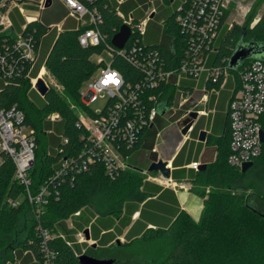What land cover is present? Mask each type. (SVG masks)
Returning <instances> with one entry per match:
<instances>
[{
    "label": "trees",
    "instance_id": "trees-1",
    "mask_svg": "<svg viewBox=\"0 0 264 264\" xmlns=\"http://www.w3.org/2000/svg\"><path fill=\"white\" fill-rule=\"evenodd\" d=\"M162 1L166 4L170 2ZM86 3L96 7L101 14L99 27L105 36L101 44L81 45L78 36L86 26H75L69 19L61 30L53 29L42 43L41 58L45 61L46 71L58 81L62 91L50 84L44 104L39 105L32 100L29 97L32 85L30 76L26 75V63L21 74L10 77L4 83L0 82V108L8 109L16 105L23 109L26 123L35 130V163L29 172L34 188L54 174L65 159L70 163L66 174L59 176L49 188L51 195L47 210L49 208L50 221H47L46 215L43 218L44 225L54 234L48 243L56 251L57 263L79 264L74 249L82 252L86 244L77 243L75 236L78 230L90 226L98 248L89 246L86 253L96 257L113 256L110 253L113 249H124L129 254L138 244L152 241L160 248V255L155 261L144 264H264V143L261 155L254 159V164L246 172L232 167L227 160L231 139L229 118L219 143L217 159L208 164L206 169L196 171L195 183L200 187H213L208 194L205 190L198 191L204 197V207L198 221L185 210L175 207L177 201L172 189L146 179V176L132 172L129 168L120 169L111 177L102 161L89 164L86 170L80 171L70 166L74 160L82 161L85 158L83 152L90 142L88 130L80 123L79 114L72 108L71 101H76L80 109L92 116L98 114L82 102L80 88L99 65L94 54L100 53L110 44L112 36L123 24L118 11L133 12L131 27L134 32L127 47L133 40H138L144 48L160 51L167 58L168 66H171L175 62L172 51L176 48L179 53L182 43L179 26L175 23L176 10L166 17L154 15L147 23L146 33L141 36L136 28L145 16L134 14L135 0H124L122 3L117 0H96L92 4ZM66 14V9L55 0L51 7L44 10L40 19L28 22L23 31L32 34L33 39L39 42L49 26L60 22ZM17 17L13 19L16 28L26 23L20 16ZM253 17L254 12L251 14ZM162 19L163 24H160ZM243 33L245 41L264 43V12L252 26L248 23L240 29L223 25L215 42V63H228ZM163 34L174 37V46L159 41ZM14 41L10 30L0 32V49L13 50ZM112 51L111 65L121 71L126 83H134L143 76L142 71L119 50ZM231 74L237 82V71L232 70ZM31 77L35 76L31 74ZM216 85L219 86V83ZM175 89L172 85L166 88L169 96L167 105L176 97ZM31 112L40 121L39 124ZM53 114L58 117L54 120L51 117L45 119ZM160 120L158 117L157 125ZM262 123L264 130V116ZM158 133L154 124L146 128L133 147H123L124 156L128 154L132 157L145 144L154 143V139L156 146ZM43 138L47 139L48 145L50 143L46 150L39 148ZM40 156L43 166L39 161ZM1 158L0 230L10 234L18 224L23 207H31L24 197V187L14 178L12 158L5 153L1 154ZM177 158L173 161L175 166ZM72 165L75 167V164ZM180 195L185 200V193L180 192ZM17 200L19 202L15 204ZM78 211L80 214L75 215ZM137 212L139 215L133 220ZM70 218L73 226L68 223ZM32 228V232L21 242L19 253L22 256L23 251L27 250L22 260L26 264H39L42 251L36 231ZM126 228L128 230L125 232ZM103 229L106 231L102 232ZM123 234L127 242L115 243ZM74 241L72 245L68 243Z\"/></svg>",
    "mask_w": 264,
    "mask_h": 264
},
{
    "label": "built area",
    "instance_id": "built-area-1",
    "mask_svg": "<svg viewBox=\"0 0 264 264\" xmlns=\"http://www.w3.org/2000/svg\"><path fill=\"white\" fill-rule=\"evenodd\" d=\"M61 1L68 7L69 14L78 20L79 26H86L78 36L81 45L96 46L105 40L99 27L101 21L99 10L86 3L92 4L96 0ZM117 1L122 3L124 0ZM45 2L46 0L39 1L40 10L45 7ZM230 2L231 0H182L180 2L175 12V23L179 26L182 43L179 53L176 52V48L172 51L174 65L172 62V65L168 66L167 58L160 51L144 48L145 46L139 45L138 40H133L127 47L128 40L122 49L115 48L111 42L108 44L107 48L111 50L112 55L113 49L119 50L142 71L143 76L134 83H126L120 70L111 64H106L102 74L90 82L88 92L81 93L82 102L89 107L91 102L101 94H107L108 100L102 109L96 111L98 112L96 115L92 116L82 109L78 111L80 123L88 130L90 142L83 152L86 155L85 158L82 161L74 160L72 163L75 167L71 163L72 168L78 171L86 170L89 164L102 161L107 174L112 177L118 170L126 169L122 161L130 158V155L124 156L122 152L124 146L128 149L133 147L142 132L153 124L157 126V118H161L172 110L176 103L179 108H183L190 101V96L196 90L188 82L190 78L199 80L203 75L205 78L204 85L200 88L202 96L193 107L206 102L209 92L217 91L216 83L221 85L232 71L228 63L217 64L213 60V54L216 52L215 42L221 28L224 24L232 27V24L225 22ZM13 7L18 8L26 21L21 32L14 31L10 17ZM156 12V7L148 12L145 11L146 16L140 20L136 28L141 36L146 33L147 23ZM118 13L123 23L131 27L133 12L126 15L119 10ZM38 19H40V14L27 13L20 0H0V32L10 30L15 39L13 50L0 49V82L4 83L10 77L21 74L27 64L26 75L30 76L32 87L35 88L38 78H43L47 83L45 77L48 72L42 73L45 63L39 67L35 77H31V74L41 54L43 37L57 25H50L47 32L37 42L32 34H26L23 30L28 22ZM131 30L133 34L132 27ZM169 38L174 46V37L169 36ZM95 60L99 64L104 62L103 58H95ZM236 71L239 79L228 104L231 139L227 160L232 167L241 170L244 163L254 161L263 150L264 142L261 139V131L264 116V60H248ZM47 85L50 86L48 83ZM170 85L176 88V97L168 105L166 112L161 114L158 104L160 102L167 104L169 96L166 88ZM152 90L155 92L151 93ZM150 103L152 104L149 106ZM193 107L183 112L178 121L194 110ZM197 112L199 115L206 113L205 110H197ZM57 117V114L51 116L52 119ZM192 125L188 132L192 130ZM34 131V128L26 123V114L23 109L16 105L8 109L0 108V162L2 153L12 158L15 165L14 178L24 187V197L35 215L37 221L35 231L42 251L39 264H58L56 251L48 243L54 234L44 225V222H41V218H43L44 206L51 195L49 188L59 176L66 174L70 163L65 159L54 174L34 188V181L29 173L35 163L36 136ZM190 165L198 170L201 162L194 161ZM160 177L166 179V182H163L162 179L156 178L161 183L171 181V178L165 177L162 173ZM18 202L17 200L14 203ZM79 214L80 211L75 213V215ZM76 242H86L88 245L93 243L91 238L86 237L85 231H79L76 234ZM68 243L72 245L75 241ZM86 250V247L82 248V252L74 249V253L78 257Z\"/></svg>",
    "mask_w": 264,
    "mask_h": 264
},
{
    "label": "rangeland",
    "instance_id": "rangeland-1",
    "mask_svg": "<svg viewBox=\"0 0 264 264\" xmlns=\"http://www.w3.org/2000/svg\"><path fill=\"white\" fill-rule=\"evenodd\" d=\"M182 0H179L181 2ZM136 8L134 9V14L136 16H146L145 11L150 10L153 7H156L160 12H162L163 17L169 12H172V7L168 6L161 0H135ZM177 3V2H173ZM256 11V13H255ZM124 12V11H123ZM144 12V13H143ZM254 12V17L251 18V14ZM264 12V0H231L229 9L226 14L225 22L232 24V26H237L240 29L250 23L252 26ZM126 15H129L130 12H124ZM251 18V19H250ZM95 58H103L104 62H101L94 72L91 74L89 79H87L81 86L80 92L82 94H86L89 89V84L91 81L97 79L103 72L104 66L106 64H111L113 60L112 52L109 48L104 47L100 53L94 54ZM45 61L38 56L34 71L32 72V76L37 75V71H39V67L42 66ZM232 78V76L229 74ZM48 84H51L57 88L58 91H62V86L58 83V81L49 73H47L45 77ZM188 82L196 88L194 93L190 96V101H188L183 108H179L176 103L174 108L168 111L164 116L161 117V122L158 123L157 129L159 130V134H157L156 146L153 150L149 148L142 147L138 151H136L132 157L128 158L127 160L122 161L126 169L130 171L137 172L138 174L146 176V179L152 180L153 182H158L164 186H175V188H179L178 185L169 181V183H161L156 178L162 179L160 177V172H152L149 171L148 168L153 161H157L159 159H163L164 156L168 155L171 156L176 152L175 145L178 143V139L180 135V129L178 126V118L181 116L183 112L192 108L193 105L201 98L202 93L200 92V88H198L197 80L195 78H190ZM199 91V92H197ZM197 92V94H196ZM29 97L34 100L39 105L45 103L46 99L42 96L38 90L32 87V90L29 93ZM108 95L101 94L98 98L91 102L90 107L94 111H98L102 109L105 104L107 103ZM72 106L76 112L80 111L79 106H77L76 101H71ZM198 107L200 108H211V105L200 104ZM194 111V110H192ZM31 115L33 113L31 112ZM35 121L37 120L38 124L40 121L33 115ZM51 115L46 116L45 119H49ZM56 119V118H55ZM52 120V119H50ZM54 120V119H53ZM179 130V132H178ZM50 143L48 145V141L46 138H43L41 143L39 144V148L41 150L48 149ZM159 152V153H158ZM2 159V158H1ZM42 157H39V161L41 165L44 163L42 161ZM43 166V165H42ZM163 180V179H162ZM188 189L195 193H198L199 190H205L206 193L210 191L211 186L200 187L196 182V180L188 179ZM49 208L47 210V204L44 206L43 211V218L46 215L47 221H50L48 218ZM41 218V217H40ZM41 218V222L43 221ZM45 220V219H44ZM36 218L32 211L27 206H24L21 214L19 216L18 224L16 225L15 230L7 234L0 230V264H26L22 259L23 256L26 254V251H23L22 256L19 253L21 250V242L24 241L27 236L32 232V226L35 229L36 226ZM70 226H73L72 218L68 220ZM86 234V233H85ZM76 237V236H75ZM87 237V236H86ZM120 242L125 243L127 242L124 236H120ZM89 239V238H88ZM119 242V243H120ZM116 243V242H115ZM118 243V244H119ZM90 246L93 248H98V244L94 241ZM16 248V249H15ZM160 248L154 242H148L145 244H138L136 248L132 250L131 253L127 254L128 251L124 249H113L110 250L111 255L113 256H106V257H115L118 261L115 264H120L124 262H129L133 264H144L149 263L152 260L155 261V258L159 257L160 255ZM86 253V252H85ZM89 254V253H88ZM131 254L133 256H131ZM91 255V254H90Z\"/></svg>",
    "mask_w": 264,
    "mask_h": 264
},
{
    "label": "crops",
    "instance_id": "crops-1",
    "mask_svg": "<svg viewBox=\"0 0 264 264\" xmlns=\"http://www.w3.org/2000/svg\"><path fill=\"white\" fill-rule=\"evenodd\" d=\"M20 1L22 2V4H24V7L26 8L27 13L34 14V15L40 14V17L43 15L44 10L46 8L51 7L55 2V0H52L50 6H45L42 10H40L38 6L39 2H34L33 0H20ZM56 1H58L66 9L67 14L60 22L53 23L57 25L53 29H57L58 31L61 30V28L63 27L67 19H69V22L71 24H75V26L79 25L78 20L69 14L68 7L61 0H56ZM173 2H177V3L173 4ZM179 4H180L179 0H174V1H170L167 5L172 7L173 11H175ZM156 10L157 12L155 13V15L163 16L162 12H160L157 8ZM17 15L20 16L22 19H24V22H26L24 16L19 12L18 8L13 7L12 10L10 11V17L13 21V26H14L13 19L16 18ZM163 20L164 19L161 20L160 24H163ZM22 26L23 24L17 28L14 26V31L21 32ZM53 29H51L43 37L42 43H43L44 38ZM159 41L168 46H170V43H171L170 38L165 36L164 34L161 36V39ZM41 56H42V44H41L40 57ZM44 71H46L45 67H44ZM230 75L232 76V78L228 76L221 85L216 87L217 91L209 92L207 101L204 103H201L205 105H211V108L209 109L200 108L198 107L200 104L193 107L194 111L205 110L206 113L200 114V115L198 114L197 118L193 122V125H192L193 127L191 131H189L184 136L180 134L181 136H179L178 143L175 145L176 152L171 156L166 155L163 158L164 160L168 161V166L171 169V177H170L171 181L175 183L176 185H178L179 188H175V186H170V187L164 186V185L163 186L166 188H170L174 191L176 195V201H177V203L175 204V207L179 210L180 209L185 210L196 221H198L201 217L202 209L204 207V197H202L199 193H195L188 189L187 187L189 183L188 179L195 180L196 171L204 170V169H201L202 164H206L208 166V164L214 162L217 159V156L219 153V143H221V140H222L221 138L223 136V132L227 124L229 100L232 96V93H233V90L236 84V81L234 80L233 75L232 74ZM204 81H205L204 75L199 80H197V84L199 88L203 87ZM202 130H205L207 132V135L204 140L199 139V135ZM176 158H177V163L175 166L173 161ZM194 161L201 162V165L198 168V170L191 167L190 165ZM173 172L176 174L175 177H173ZM180 192L185 193L184 195L185 200L182 199ZM138 215H139L138 212L135 213L133 215V220H135L138 217ZM151 226L152 225H149V227ZM86 228H89V234H90V238L92 239V241L96 242V240L92 237L93 235H92L90 226H87L82 230H78V232L85 231ZM127 230L128 228L125 229V232ZM105 231H106L105 229L102 230V232H105ZM121 236H124V234ZM84 243L86 245H84L83 248L86 247L88 249L90 245H88V243L86 242ZM80 244H83V243H80ZM27 253L28 251L26 250V254ZM34 261L37 262L35 257H34Z\"/></svg>",
    "mask_w": 264,
    "mask_h": 264
},
{
    "label": "water",
    "instance_id": "water-1",
    "mask_svg": "<svg viewBox=\"0 0 264 264\" xmlns=\"http://www.w3.org/2000/svg\"><path fill=\"white\" fill-rule=\"evenodd\" d=\"M51 2L52 0H46L45 6H50ZM131 35H132V30L130 25L127 23H123L119 31L112 36L111 44L115 48L122 49L129 40V38L131 37ZM248 59L264 60V43L257 42L254 40L245 41L244 33H243L239 38V40L237 41L233 52L228 58V66L232 70L239 69ZM35 88L42 96L45 97L50 89V86L47 85V83L43 78H38L35 84ZM167 109H168V105L166 104V102H160L158 104V110L161 114L166 112ZM197 116H198L197 111H191L187 116L181 118L178 121V126L181 135H186L188 133L190 126L193 124ZM206 135L207 132L205 130H202L199 135V139L204 140ZM261 139L264 142V130L261 131ZM144 148L154 149L155 139H154V143H152L151 145L147 143L144 145ZM253 164H254L253 161L244 163L241 171L246 172L250 167H252ZM206 167H207L206 164H202L201 169H205ZM148 170L152 172L158 171L167 178L171 177V169L168 166V161L164 159L153 161L150 164ZM85 233L87 238H90L89 228H86ZM119 242H120V238L116 240L117 244ZM78 261L79 264H115L118 261V259L115 257H96L88 253H82L78 256Z\"/></svg>",
    "mask_w": 264,
    "mask_h": 264
},
{
    "label": "bare ground",
    "instance_id": "bare-ground-1",
    "mask_svg": "<svg viewBox=\"0 0 264 264\" xmlns=\"http://www.w3.org/2000/svg\"><path fill=\"white\" fill-rule=\"evenodd\" d=\"M42 73L45 74V71L43 70ZM163 182H166V179L163 178Z\"/></svg>",
    "mask_w": 264,
    "mask_h": 264
}]
</instances>
